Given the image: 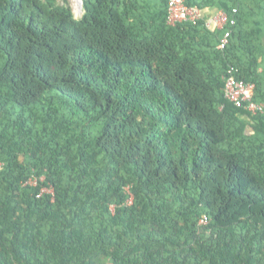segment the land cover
I'll return each mask as SVG.
<instances>
[{
    "label": "trees",
    "instance_id": "trees-1",
    "mask_svg": "<svg viewBox=\"0 0 264 264\" xmlns=\"http://www.w3.org/2000/svg\"><path fill=\"white\" fill-rule=\"evenodd\" d=\"M81 1L0 0V264H264V0Z\"/></svg>",
    "mask_w": 264,
    "mask_h": 264
},
{
    "label": "built area",
    "instance_id": "built-area-1",
    "mask_svg": "<svg viewBox=\"0 0 264 264\" xmlns=\"http://www.w3.org/2000/svg\"><path fill=\"white\" fill-rule=\"evenodd\" d=\"M168 25L176 26L186 22H197L203 18V13L197 8H190L185 4V0H168ZM234 13H237L234 10ZM235 19H230L225 12H218L209 17L206 26L212 30H224L227 26H234ZM231 37V32H226L221 39L219 49L224 50ZM255 84H250L244 80L237 79L233 74L225 78L224 94L225 98L234 103L239 108H244L246 111L258 115L264 113V105L254 101ZM1 167V165H0ZM48 192V191H43ZM40 197V196H39ZM201 224H207V219L201 220Z\"/></svg>",
    "mask_w": 264,
    "mask_h": 264
},
{
    "label": "rangeland",
    "instance_id": "rangeland-1",
    "mask_svg": "<svg viewBox=\"0 0 264 264\" xmlns=\"http://www.w3.org/2000/svg\"><path fill=\"white\" fill-rule=\"evenodd\" d=\"M68 1L70 3V6L72 7L76 17L79 18L82 14V7H83L82 1L81 0H68ZM61 3L62 4L64 3L63 0H61Z\"/></svg>",
    "mask_w": 264,
    "mask_h": 264
},
{
    "label": "crops",
    "instance_id": "crops-1",
    "mask_svg": "<svg viewBox=\"0 0 264 264\" xmlns=\"http://www.w3.org/2000/svg\"><path fill=\"white\" fill-rule=\"evenodd\" d=\"M213 13V11L210 13V14H212ZM213 15V14H212Z\"/></svg>",
    "mask_w": 264,
    "mask_h": 264
},
{
    "label": "clouds",
    "instance_id": "clouds-1",
    "mask_svg": "<svg viewBox=\"0 0 264 264\" xmlns=\"http://www.w3.org/2000/svg\"><path fill=\"white\" fill-rule=\"evenodd\" d=\"M83 8V7H82Z\"/></svg>",
    "mask_w": 264,
    "mask_h": 264
}]
</instances>
